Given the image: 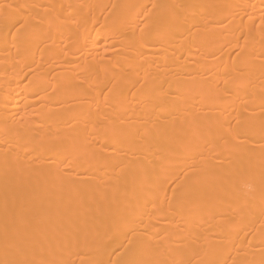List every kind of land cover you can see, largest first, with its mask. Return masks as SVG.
I'll return each instance as SVG.
<instances>
[{
	"label": "bare ground",
	"instance_id": "obj_1",
	"mask_svg": "<svg viewBox=\"0 0 264 264\" xmlns=\"http://www.w3.org/2000/svg\"><path fill=\"white\" fill-rule=\"evenodd\" d=\"M0 264H264V0H0Z\"/></svg>",
	"mask_w": 264,
	"mask_h": 264
}]
</instances>
